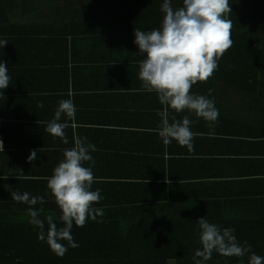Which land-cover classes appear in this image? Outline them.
<instances>
[{
    "label": "crops",
    "instance_id": "obj_1",
    "mask_svg": "<svg viewBox=\"0 0 264 264\" xmlns=\"http://www.w3.org/2000/svg\"><path fill=\"white\" fill-rule=\"evenodd\" d=\"M132 13L117 0H0V41H8L0 61L10 77L0 90V180L10 170L54 171L64 151L82 139L95 146L92 161L82 162L94 183L118 195L137 183V196L190 205L185 215L192 208L200 215L210 194L224 192L217 186L256 190L254 181L264 176L258 99H225L221 85L207 79L190 94L214 102L215 121L161 104L139 78L146 57L129 30L137 20ZM61 100L75 107L74 118L62 114L58 121L68 124V143L46 130ZM186 116L193 150L174 139L166 145L159 135L163 121ZM32 150L37 159L28 161Z\"/></svg>",
    "mask_w": 264,
    "mask_h": 264
},
{
    "label": "trees",
    "instance_id": "obj_2",
    "mask_svg": "<svg viewBox=\"0 0 264 264\" xmlns=\"http://www.w3.org/2000/svg\"><path fill=\"white\" fill-rule=\"evenodd\" d=\"M117 1L127 4L137 19L129 26L130 31L150 32L161 27L164 0ZM229 4L232 11L225 18L232 21V44L218 58L209 84L219 83L225 99H258V123L262 125L258 127V136H264V4L259 0H229ZM182 6V0H171L173 9ZM38 172L33 176L10 170V176L0 180V264H196V260L202 264H249L252 253L264 258V176L254 181L257 189L250 192L217 186L224 192L210 194L213 199L202 203L200 215H194L193 208L191 215H185L190 212V205L184 202L151 201L137 196L141 187L137 183H127L126 192L118 195L104 184L93 182L90 190L99 189L102 199L93 203L92 208L102 209L103 215L97 214L93 220L90 212L83 227L73 222L71 234L78 247L60 240L68 250L59 256L47 240L38 238L40 229L30 223L32 209L44 221L45 234L48 216L53 217L58 229L64 226L62 210L47 184L53 170H43L46 174ZM17 192L43 197L44 203L17 202L12 195ZM200 217L221 230L233 229L241 246H251L250 252L237 257L214 251L207 261L195 257L196 250L202 248Z\"/></svg>",
    "mask_w": 264,
    "mask_h": 264
},
{
    "label": "clouds",
    "instance_id": "obj_3",
    "mask_svg": "<svg viewBox=\"0 0 264 264\" xmlns=\"http://www.w3.org/2000/svg\"><path fill=\"white\" fill-rule=\"evenodd\" d=\"M182 4V7L173 9L171 0H164L161 6L164 13L161 27L150 32L135 30L134 43L146 57L140 62L139 78L148 91L158 94L161 104L170 106L176 112L188 109L198 117L215 121L219 112L214 102L204 96H193L190 91L192 85L212 76L217 68L218 58L231 47L232 21L226 19L225 14L232 10L229 0H182ZM7 43V40L0 41V47ZM6 63L0 61V90L7 88L10 81ZM38 107H43L42 102L38 103ZM62 114L69 119L74 118L75 107L71 100L59 102L54 119L48 122L46 130L68 143L64 132L68 124L58 122ZM190 123L187 116L182 122L175 121L171 124L165 119L159 135L166 145L174 139L181 146L193 150ZM89 149L95 151V146L85 145L82 139H76L75 147L64 151V159L48 178V188L62 210L61 220L64 226L58 229L53 217L48 216L45 234L44 221L38 218L36 210L29 209L30 223L40 229L38 238L41 241L47 240L51 250L59 256H63L68 250L59 243L60 240H66L70 247H78L71 234L73 222L76 226L83 227L90 212L93 220L97 214L103 215L102 209L92 208L93 203L99 202L102 197L99 189L90 190L94 182L93 173L90 168L82 166V162L93 159ZM0 151H3L2 140ZM27 159H37V151L32 150ZM12 195L17 202L30 205L44 203L43 197H30L27 192ZM198 225L202 248L196 250L195 257H202L207 261L214 251L237 257L250 252L251 246H241L233 235V229L221 230L203 217L198 218ZM262 260L264 258L252 253L249 264H262ZM196 264H202V261L196 260Z\"/></svg>",
    "mask_w": 264,
    "mask_h": 264
},
{
    "label": "rangeland",
    "instance_id": "obj_4",
    "mask_svg": "<svg viewBox=\"0 0 264 264\" xmlns=\"http://www.w3.org/2000/svg\"><path fill=\"white\" fill-rule=\"evenodd\" d=\"M168 264H174V261H168Z\"/></svg>",
    "mask_w": 264,
    "mask_h": 264
}]
</instances>
